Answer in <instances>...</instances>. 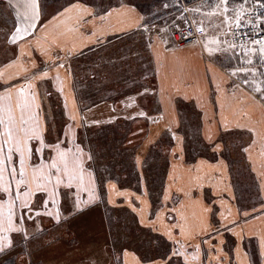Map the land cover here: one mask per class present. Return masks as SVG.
Returning a JSON list of instances; mask_svg holds the SVG:
<instances>
[{"label":"rangeland","instance_id":"374dc122","mask_svg":"<svg viewBox=\"0 0 264 264\" xmlns=\"http://www.w3.org/2000/svg\"><path fill=\"white\" fill-rule=\"evenodd\" d=\"M107 1L116 7L93 18L88 4L71 0L87 11L61 16L69 0H44L21 54L6 37L17 23L14 11L0 0V94L32 82L46 143L67 132L91 152L96 180L95 199L81 211L70 215L62 207L58 224L54 215L26 221L28 240L5 234L13 247L0 254V264H160L173 247L196 255L191 264H264L255 235L264 242V131H249L264 130V101L233 86L227 57L220 80L225 86L229 77L231 87L210 91L211 102L174 94L184 83L169 88L166 79H153L155 57L169 58L153 46L179 47L173 35L186 25L181 11L153 17L163 0ZM153 22L161 25L153 29ZM72 42L76 49L66 50ZM195 54L197 48L186 61ZM176 68L186 78L192 70ZM44 71L46 78H35Z\"/></svg>","mask_w":264,"mask_h":264},{"label":"snow or ice","instance_id":"6c2138e0","mask_svg":"<svg viewBox=\"0 0 264 264\" xmlns=\"http://www.w3.org/2000/svg\"><path fill=\"white\" fill-rule=\"evenodd\" d=\"M176 2L179 4V0ZM190 2L195 7H182L180 19L200 34L202 49L209 56H226L233 61L229 73L236 78L233 86L255 93L264 101V0ZM43 3L44 0H7L17 23L6 37L11 44L21 45V54L23 44L30 43L28 38L36 31ZM168 6L165 2L164 7ZM73 9L87 11L83 5L69 0L68 6L58 14L63 16ZM183 13H190L191 17ZM180 37L182 40L196 38L194 34L185 36L182 30ZM47 76L44 71L35 78ZM55 79L59 83V76ZM33 88L32 82L26 87L9 85L0 94V254L13 247L12 239L5 234L18 233L24 240L29 239L26 221L54 215L58 224L62 207L71 215L73 210L81 211V205L91 203L96 196L91 152L86 153L79 143L68 139L67 132L66 139L46 143ZM84 194L87 201L83 199ZM50 206L55 208V214L49 211ZM174 244L181 245V241L175 240ZM196 259V255L190 259L186 250L173 247L160 264H191Z\"/></svg>","mask_w":264,"mask_h":264},{"label":"crops","instance_id":"0c3cea01","mask_svg":"<svg viewBox=\"0 0 264 264\" xmlns=\"http://www.w3.org/2000/svg\"><path fill=\"white\" fill-rule=\"evenodd\" d=\"M165 2H167V4L169 5L167 8H165L163 6L159 7V9H162L164 11V14L162 15V17H166V16L171 15L174 12V10L177 8L181 11L182 7H195V4L191 3L190 0H179V6L178 7H172L170 5L172 3H177L176 0H163L162 1L163 4H165ZM123 8H129L131 10V7H123ZM183 15L191 17L190 13H183ZM131 18H133L132 12H131ZM107 19L109 20L110 17L108 16ZM123 20H124L123 22L125 24L127 22V18L124 17ZM106 24L108 25L109 23H106ZM160 25H161V23H158V22L153 24V29H155L156 27H158ZM191 45L192 44H188V45L179 46V47H174V44L173 45L172 44L154 45L153 46V53L166 52V53H168L166 55V57L170 56V54L177 55V57H179L178 54L181 52H188V55L183 57V59H184L183 61L173 62L176 65L171 66L170 69L165 73H163V71H161V70L159 71L157 69V62H158V64L160 63V67H161L163 64H165V65L168 64V60L165 59V60L159 61L157 59V57H155V60L153 62V68L155 67V76H153V79H160L161 83H164V80L166 79L165 82L169 85V88H170V84L173 82L179 81L181 83H184L182 86H180V89L176 88L173 91L174 94L175 93H182V97L184 99H202V100H205V102L209 103V102H211L210 99H212V96H210V91L214 93L215 89L220 90L221 87L223 86V84H221V80H220V79H222V75L220 74V72L224 75V77L226 79L225 73L221 70V67L225 66V64H223L221 60L225 59L226 56H220V57L219 56H215V57L209 56L207 54V52H205L202 49L201 43L196 45V46H191ZM77 46H78L77 43L72 42V43H70L69 48L66 50L73 51L76 49ZM196 48L200 52V57H199V55L196 56V54H195V58H192V59L186 61L189 57V54L193 53ZM170 50H174V51L167 52ZM65 52H67V51H65ZM25 60L26 59H24V61ZM183 64H189L190 68L192 69L190 71V75L187 78L185 77V75H181L182 73H180V71L176 68V67L182 66ZM25 66L28 67L27 64ZM214 68H216L217 70ZM231 82H232V80L229 79V77H228L225 86H223V88H224L223 90H228L231 87L230 86ZM197 90H199V91H197ZM244 90L246 91V93L248 92V90H246V89H244ZM247 95L249 97H253V96L249 95L248 93H247ZM213 98L219 100V97L217 96V94H215V96ZM218 106L220 108V103H218ZM223 107H225L224 104H223ZM256 108L257 109L261 108L263 110V107L261 105H260V108L258 107V105ZM241 115H243V114H241ZM258 115L260 116V114H258ZM256 123H262L261 116L256 121ZM226 125H227V123H223L222 124L223 128H221V130L225 131ZM258 129L259 130H257V128H255L253 130L250 129L249 131L251 133H256L258 131H264L260 127H258ZM212 131H215V132L218 131V129L216 128V125H215V128L212 129ZM259 140L261 142L263 141L261 139H259ZM261 213H262V211L259 212V215ZM257 218H263V217H257ZM262 233H264V232H262ZM255 235L258 238L259 250H261L262 253L264 254V242L259 240V236H260L259 233H255ZM250 237H253V235L248 236V239Z\"/></svg>","mask_w":264,"mask_h":264},{"label":"trees","instance_id":"16d2710c","mask_svg":"<svg viewBox=\"0 0 264 264\" xmlns=\"http://www.w3.org/2000/svg\"><path fill=\"white\" fill-rule=\"evenodd\" d=\"M78 2L80 3H85V4H88L89 7L91 8L92 10V13L90 14V17H93V18H97L99 14H109L111 10H108L109 8H113V7H116V6H109L107 5L108 1L107 0H96V1H82V0H77ZM73 3V2H72ZM104 3H106V6H104ZM67 7L68 6V3L65 4ZM109 6V7H108ZM157 14H159L160 16H162L164 14V11L162 9H159V8H155V12H153V17L154 16H157ZM153 20V18H152ZM141 22L143 23V25L145 24L143 22V14H142V19H141ZM156 22H153V24H155Z\"/></svg>","mask_w":264,"mask_h":264},{"label":"built area","instance_id":"2783aa9c","mask_svg":"<svg viewBox=\"0 0 264 264\" xmlns=\"http://www.w3.org/2000/svg\"><path fill=\"white\" fill-rule=\"evenodd\" d=\"M183 31L184 32V35L185 36H191V35H195V39H189V40H182L181 37H180V31ZM180 31L174 33V42L178 45V46H181V45H184V44H191V43H194V42H197L199 41V36L200 34L198 32H195V29H189V25H184L183 28L181 29Z\"/></svg>","mask_w":264,"mask_h":264},{"label":"bare ground","instance_id":"6f19581e","mask_svg":"<svg viewBox=\"0 0 264 264\" xmlns=\"http://www.w3.org/2000/svg\"><path fill=\"white\" fill-rule=\"evenodd\" d=\"M185 45L186 44L181 45V46H185ZM186 55H188V52H181V53H179L178 56L180 58L177 57V55H170L169 58L167 59L168 60V64L165 65V68L163 70V73L167 72L170 69V67H171V65H172L173 62H175V61H183L184 60L183 57H185Z\"/></svg>","mask_w":264,"mask_h":264}]
</instances>
